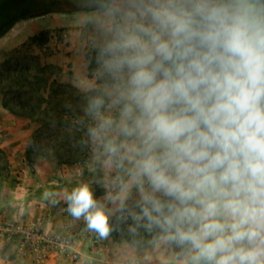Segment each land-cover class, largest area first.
Returning <instances> with one entry per match:
<instances>
[{
	"label": "clouds",
	"instance_id": "clouds-1",
	"mask_svg": "<svg viewBox=\"0 0 264 264\" xmlns=\"http://www.w3.org/2000/svg\"><path fill=\"white\" fill-rule=\"evenodd\" d=\"M105 29L89 136L131 165L132 219L187 264H264V0H112ZM65 199L109 236L88 184Z\"/></svg>",
	"mask_w": 264,
	"mask_h": 264
},
{
	"label": "crops",
	"instance_id": "crops-1",
	"mask_svg": "<svg viewBox=\"0 0 264 264\" xmlns=\"http://www.w3.org/2000/svg\"><path fill=\"white\" fill-rule=\"evenodd\" d=\"M111 4L112 0L101 8L49 12L19 19L0 39L18 42L47 32L49 38L41 44L42 59L62 68L60 76L63 80L80 91L95 87L107 91L108 85L101 74L96 69L95 73L89 72L88 51L102 47L107 39L105 20ZM6 113L0 104L3 121L16 120L14 116L7 118ZM26 133L22 131L17 135L24 145ZM103 158H107L106 161ZM95 159L100 160L96 162ZM10 164V174L15 182L0 191V218H15L22 225L40 223L48 234L58 238L49 247H43L45 251L41 257L26 251L16 238L0 239V264H187L186 251L176 254L172 244L162 240L161 235L144 247L114 241L110 235L107 238L99 236V242L93 243L94 231L88 229L83 216L76 219L70 215L65 196L81 184H88L92 192L102 189L93 197L104 205L108 214L115 213L118 203L136 188L131 185L126 171L131 165L125 162L123 168L119 167L101 147L92 160L86 156L85 161L79 162L76 165L78 173L73 174L70 165L54 166L43 159L27 162L24 150L12 153ZM126 185L130 187L126 189Z\"/></svg>",
	"mask_w": 264,
	"mask_h": 264
},
{
	"label": "rangeland",
	"instance_id": "rangeland-1",
	"mask_svg": "<svg viewBox=\"0 0 264 264\" xmlns=\"http://www.w3.org/2000/svg\"><path fill=\"white\" fill-rule=\"evenodd\" d=\"M48 38L47 32H40L34 36L28 37L24 41L15 42L14 40H11V42H6V40L0 39V104H2V106L3 103L8 100L7 98H4V94L7 93L6 96L8 95L9 98L12 94L11 92L14 90H24L25 93L30 90V86L27 85L28 81L36 82V85L40 87V94L43 98L51 96V91H56V94L51 96L50 103L43 101L40 102V104H43L42 108H44L45 104L55 105V110L51 112L53 115V117H51L52 120L50 119L49 121L51 124L46 126L42 123V120H44L43 118H46L42 113H38L35 117H27L24 115L12 114L3 106L7 111L6 117L9 118L14 116L16 117V120L11 121L10 119H5L3 121V117L0 116L1 192L4 191L3 187L5 185L11 187L15 182V179L11 177L10 174V155L14 152L24 150V157L27 162H39L43 159L44 162H49L54 166H60L63 164L70 165V172L73 174L74 172L78 173L76 165H78L79 162L85 161L86 156H89L92 160L100 148L98 142L89 136V128L94 124L92 117L87 115L86 110L84 109L83 114H86L85 120H77L76 122L69 121L70 116H74V112L71 110L75 108L77 102L73 101L72 97L65 100L63 94L69 93L74 95L78 92L89 93L91 90H106L101 87H95L88 91H80L70 82L63 80L60 76L63 69L56 65L46 63V61L42 59L44 51L41 49L42 42H40V40L46 41ZM101 48L102 47H94L88 51L90 53V63L88 67L90 73H93L96 69L101 74V65L99 63V53ZM10 71L21 73L23 77L21 85H16L11 81L6 80L7 73ZM103 79L108 85L109 81L106 78ZM99 93L100 92H96L94 95H98ZM86 98L87 97H81L80 104L84 105ZM7 102L8 104H13L10 100ZM60 104H68V106L64 107ZM58 111L64 112L65 115H59ZM111 114H115L114 111ZM22 131L27 132L25 145L20 142L19 138L21 137H17L18 134H22ZM74 131L78 134H73ZM10 138L14 139L9 141ZM68 139L72 144H74V142L80 144L79 150H81L82 153L78 156L79 160L70 162L64 160L67 154L65 144ZM59 141H63L64 144H59ZM3 142H5V145H2ZM26 155H28V159L26 158ZM106 159L107 158H103L104 161H106ZM95 160L97 162L100 159ZM83 166L86 167V165ZM101 190L102 189H95L92 193L97 196ZM139 199V192L137 188H135L132 194L121 200L118 205L123 204L124 202H133V204H137ZM126 213L129 214L131 221H133L131 215L133 210L126 209ZM114 214L115 213L108 214L109 223ZM130 219L126 218V221H130ZM0 220H14L15 222H18L15 218H0ZM157 230L158 229H154V232L156 233Z\"/></svg>",
	"mask_w": 264,
	"mask_h": 264
},
{
	"label": "trees",
	"instance_id": "trees-1",
	"mask_svg": "<svg viewBox=\"0 0 264 264\" xmlns=\"http://www.w3.org/2000/svg\"><path fill=\"white\" fill-rule=\"evenodd\" d=\"M110 0H0V37L3 36L8 29L19 19L30 18L49 12H73L77 10H91L95 8L105 7ZM44 42V40H40ZM7 81H11L16 85H21L23 77L20 72L10 71L7 73ZM27 85L30 86V90L24 92V90H14L11 93V96L8 98V95L4 94V98L12 101L13 104H8V100L3 103L4 108L10 111L12 114L24 115L27 117H35L38 113H42L44 120L42 123L46 126L51 124L50 119L52 111L55 110V105L45 104L42 108L43 102H51V96L56 94V91H51L52 95L47 98H43L40 94V87L36 85V82L28 81ZM96 92H102L101 90H91L89 93H76L71 95L69 93L63 94L64 99H69L72 97V100L77 102L75 108L71 111L74 112V116H70L69 121L76 122L77 120H85V115L83 114L84 109L88 107L90 99L96 95ZM26 94V95H24ZM24 95V96H23ZM81 97H87L84 105L81 103ZM64 107H67L68 104H60ZM42 108V110H41ZM70 111V110H69ZM58 114L65 115L64 112L58 111ZM58 117V116H56ZM73 134H78L76 131ZM80 141V140H79ZM64 144L63 141H59V144ZM66 146V157L65 161H75L79 160V157L82 153L79 150V143L74 142L72 144L70 140H67ZM65 149V148H64ZM28 159V155H26ZM78 158V159H77ZM133 204V202H124L120 204L117 208L114 216L111 218L110 226L112 231L110 232V237L112 240L117 242L126 241L137 245L139 247H144L148 244L154 243L156 239L162 235L158 229L156 233L153 228L151 231L143 227L144 221L140 224H137L134 220L131 221L129 214L126 213V209L133 210L135 213H139V208ZM126 218L130 221H126ZM172 244V243H171ZM174 252L178 255L185 253V250L179 246L172 244Z\"/></svg>",
	"mask_w": 264,
	"mask_h": 264
},
{
	"label": "built area",
	"instance_id": "built-area-1",
	"mask_svg": "<svg viewBox=\"0 0 264 264\" xmlns=\"http://www.w3.org/2000/svg\"><path fill=\"white\" fill-rule=\"evenodd\" d=\"M12 238L18 239L30 254L41 257L45 251L43 247H49L58 236L48 234L40 223L23 226L14 220H0V239L9 240ZM99 240L98 233L94 231L92 242L98 243Z\"/></svg>",
	"mask_w": 264,
	"mask_h": 264
}]
</instances>
